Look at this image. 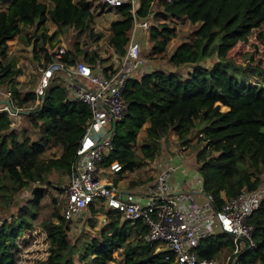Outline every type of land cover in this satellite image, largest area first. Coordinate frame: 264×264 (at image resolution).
<instances>
[{
    "label": "trees",
    "instance_id": "16d2710c",
    "mask_svg": "<svg viewBox=\"0 0 264 264\" xmlns=\"http://www.w3.org/2000/svg\"><path fill=\"white\" fill-rule=\"evenodd\" d=\"M8 4L0 11V54H5L8 41L22 33L25 27L39 30L49 20L58 28L52 35L43 34L34 44L37 60L44 54L43 64L54 62L61 34L69 28L80 33L91 30L93 14L88 0H0ZM141 19L169 17L200 24L193 43H183L169 56L175 71L159 68L129 81L125 98L129 104L124 121L116 126L113 150L104 166L117 161L122 172H134L146 161H157L168 153L167 138L174 132L181 144L187 143L196 129L202 128L206 141L197 155L198 172L203 190L211 194L218 208L227 198L243 190L256 191L264 186V0H138ZM104 8L107 7L104 5ZM118 18L111 23L108 46L119 56L126 53L133 29L131 5L115 9ZM172 37L167 23L152 26L150 40L153 50L164 55ZM42 38V40H41ZM102 38L98 35L97 39ZM111 55V52H110ZM90 65L106 68L108 59L97 51L68 50L60 59L74 66L78 57ZM217 57L211 68L205 62ZM0 62V85L12 86L13 104L28 112L35 104V91L22 96L12 81L22 72L11 63ZM101 64V67L99 66ZM44 66V67H45ZM255 80V84L251 83ZM16 102V104H15ZM221 107L224 112H221ZM23 114L31 127L40 132L38 141L19 140L7 113H0V204L1 214L12 207L14 198L24 189L33 191L31 207L21 209L19 216L0 226V264H18L15 243L23 231L33 225L36 212L54 179L62 182L70 175L71 165L85 134L91 113L84 103L74 99L67 87L52 83L42 106ZM145 125L147 141L140 154L134 147ZM61 146L59 158H42L48 148ZM169 154V153H168ZM63 192H65L63 190ZM55 204L57 201L54 200ZM53 213L52 220L43 223L49 241V255L36 264H82L90 259L94 264L116 262L115 253L122 251L124 264H169L161 255H154L146 242L149 228L142 222L132 224L120 214L110 213L109 225L100 237H93L76 249L69 233L72 224ZM94 214L99 211L92 208ZM254 226L253 239L258 248L242 254L238 264H264V199L260 209L249 220ZM232 239L218 234L201 246L204 259H218L230 254ZM227 256H225L227 258ZM219 260V259H218ZM232 264V261L231 263Z\"/></svg>",
    "mask_w": 264,
    "mask_h": 264
},
{
    "label": "built area",
    "instance_id": "2783aa9c",
    "mask_svg": "<svg viewBox=\"0 0 264 264\" xmlns=\"http://www.w3.org/2000/svg\"><path fill=\"white\" fill-rule=\"evenodd\" d=\"M103 1L107 8L131 5L134 25L125 55L114 59V63L106 68H98L85 61L71 67L61 62L66 51L60 49L56 53V61L39 68L41 76L35 89L36 105H43L49 87L61 73L74 99L87 105L91 113L71 165L64 201L59 203L61 216L67 223H73L86 210L105 208V224L111 217L110 213H114L132 224L142 222L147 225V244L154 255H161L169 264H230L231 261L238 264L242 254L258 248L253 239L255 228L249 220L260 209L264 186L256 191L243 190L237 196L227 198L221 208L217 207L211 194L204 192L203 179L198 171L193 178L201 192L180 191L183 183H173L172 177L182 168L184 144L170 161L161 163L153 188L143 197L119 190L108 177V174L123 171V166L117 161L106 167L104 162L113 150L116 126L128 113L129 104L125 98L128 83L146 74L141 39L151 27V17L141 19L138 16V0ZM0 96L14 109L22 110L13 104L10 91L0 90ZM0 113H7L11 119L17 117L8 105L0 106ZM196 136L203 139L204 133L200 131ZM203 143L206 146L207 142ZM218 234L229 235L232 239V251L224 263L199 255L204 241Z\"/></svg>",
    "mask_w": 264,
    "mask_h": 264
},
{
    "label": "rangeland",
    "instance_id": "374dc122",
    "mask_svg": "<svg viewBox=\"0 0 264 264\" xmlns=\"http://www.w3.org/2000/svg\"><path fill=\"white\" fill-rule=\"evenodd\" d=\"M41 2L48 3V0H40ZM91 4V12L93 14V20L91 24V30L86 33H80L74 28H69L65 34H61L57 41V48L48 52L56 53L58 49H64L66 52L68 50H75L76 46L79 47L80 51H89L91 53L97 51L100 57L108 59L105 66L109 65L112 60H118V55L113 49L108 46V38L111 31V23L118 18L117 12L114 8H104L103 0H88ZM79 2V0H75ZM8 4L0 1V10L6 9ZM162 17L158 16L151 17V27L144 34L142 40V57L146 61L144 67V73H151L153 69L162 68L167 72L175 71L169 64V56L176 50L177 46L183 43H193L195 40V32L198 30L200 24L193 25L187 20H175L169 17L166 21L161 20ZM167 23L172 37L168 43L166 53L164 55H159L153 50L154 44L150 40V31L153 25L157 27L162 26V24ZM58 30L57 26L49 20L43 27L39 30L36 27H25L19 36H16L13 40L8 41V48L5 54H0V62L3 63V67L11 63L15 70L22 72V75L18 76L12 82L13 85L18 86V91L22 96L28 92L35 91L39 83V78L41 72L39 68L44 67L43 58L44 54L41 55V60H37L36 55L33 51L34 44H41L37 41L43 34L52 35ZM98 35H102V38L97 39ZM42 40V38H41ZM111 52V55H110ZM78 62L83 61L82 57L77 58ZM56 57L54 61H56ZM217 57H213L205 62V66L211 68L214 63L217 62ZM111 64V63H110ZM101 67V64L99 65ZM53 83L60 84L61 86L67 87V83L64 80V76L60 73L57 74ZM254 85L255 80H251ZM12 87V86H11ZM10 86L0 85V89L5 90L6 88H11ZM68 89V87H67ZM10 93L12 94L11 90ZM16 104V102H15ZM2 106V105H1ZM30 108L27 111L35 110L38 105L30 104ZM17 107V104L15 105ZM18 108V107H17ZM21 109V108H19ZM224 109L221 107V112ZM22 111H25L22 108ZM13 127L18 134L19 140L31 139V141H38L40 139V132L34 129L30 125V121L25 115H19L13 119ZM148 125H145L141 130L137 144L134 150L140 154V149L143 144L147 141V129ZM202 128L196 129L194 134L195 137L190 139L186 145V152L181 153L182 161L187 164L189 160H192L193 165L197 164L196 155L198 151L205 146V143H199V137L196 136ZM169 143L168 153L170 156L174 157L181 150L180 141L178 138H174V132H171L167 138ZM63 152L61 146H52L48 148L46 153L42 158L52 159L59 158ZM166 153H161V160L163 161L164 155ZM198 171V170H197ZM108 177L112 178L114 184H117L121 178L118 175L108 174ZM69 181V175L65 176L63 181L60 182L59 178L54 179V186L47 188V192L38 208L33 207L36 212V218L33 225L25 229L22 235L17 239L14 247L15 254L18 264H36L39 261H45L49 255V241L45 233L43 223L52 220L54 223H58V220L53 217V213L59 209L61 213L60 202L64 201V192L66 185ZM37 189V186L32 188L24 189L14 198L12 207L6 214H1L2 206L0 204V226L4 223H10L13 218L19 216L20 210L27 207H31L33 201V191ZM54 200L57 201L55 204ZM97 210V208H94ZM58 210V211H59ZM99 212L94 214L92 208L84 211L72 224V231L69 233L71 242L76 246V249H82L84 243L89 242L93 237H100V233L105 229L111 220V217L107 219V223H104L105 208L98 210ZM230 249V253H231ZM227 253L222 255L219 259L220 262L224 263L226 261ZM116 262L111 264H124V254L122 251L115 253ZM78 264H82L78 260V256L75 257ZM87 264H94L92 259L88 261Z\"/></svg>",
    "mask_w": 264,
    "mask_h": 264
},
{
    "label": "crops",
    "instance_id": "0c3cea01",
    "mask_svg": "<svg viewBox=\"0 0 264 264\" xmlns=\"http://www.w3.org/2000/svg\"><path fill=\"white\" fill-rule=\"evenodd\" d=\"M110 61L111 64L109 63V65L107 66L112 65L113 62L112 60ZM0 90L2 92H7L10 91V88ZM6 101L7 100L3 96H0V106L5 105ZM174 138H177L175 134ZM192 138L193 137L191 136L189 140ZM180 145L182 144L180 143ZM172 158L173 157L167 153L164 155L163 161L161 160V158L157 159V161H146L142 168L135 170L134 172H121L119 174H115L120 176L119 178H121V180H119L117 184H113L123 192H133L143 197L144 195L149 194V191L153 188L155 184V176L161 163L170 161ZM198 167V164H196L195 166L193 165L192 160H189L187 164L183 162L179 174L172 177V182L183 183L181 184L182 186L180 188V191H188L191 193L199 194L201 192V189L196 180L193 178V175L198 173Z\"/></svg>",
    "mask_w": 264,
    "mask_h": 264
},
{
    "label": "water",
    "instance_id": "95a60500",
    "mask_svg": "<svg viewBox=\"0 0 264 264\" xmlns=\"http://www.w3.org/2000/svg\"><path fill=\"white\" fill-rule=\"evenodd\" d=\"M5 105H8L9 107H11L12 111H13L17 116L30 113V112H24V111H22V110H16V109H14L9 101H6V102H5Z\"/></svg>",
    "mask_w": 264,
    "mask_h": 264
}]
</instances>
